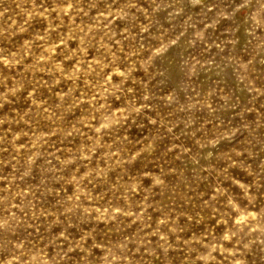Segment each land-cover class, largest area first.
Here are the masks:
<instances>
[{
  "label": "clouds",
  "instance_id": "obj_1",
  "mask_svg": "<svg viewBox=\"0 0 264 264\" xmlns=\"http://www.w3.org/2000/svg\"><path fill=\"white\" fill-rule=\"evenodd\" d=\"M0 264H264V0H0Z\"/></svg>",
  "mask_w": 264,
  "mask_h": 264
}]
</instances>
